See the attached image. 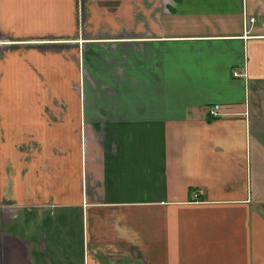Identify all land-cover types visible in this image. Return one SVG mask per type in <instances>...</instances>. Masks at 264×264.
<instances>
[{"label":"crops","instance_id":"crops-1","mask_svg":"<svg viewBox=\"0 0 264 264\" xmlns=\"http://www.w3.org/2000/svg\"><path fill=\"white\" fill-rule=\"evenodd\" d=\"M0 264H264V0H0Z\"/></svg>","mask_w":264,"mask_h":264},{"label":"built area","instance_id":"built-area-1","mask_svg":"<svg viewBox=\"0 0 264 264\" xmlns=\"http://www.w3.org/2000/svg\"><path fill=\"white\" fill-rule=\"evenodd\" d=\"M249 24H253L256 22V20L254 18H250L247 21ZM209 114L212 115L213 117H217L219 115V106L218 105H214L213 107H211L208 110Z\"/></svg>","mask_w":264,"mask_h":264},{"label":"rangeland","instance_id":"rangeland-1","mask_svg":"<svg viewBox=\"0 0 264 264\" xmlns=\"http://www.w3.org/2000/svg\"><path fill=\"white\" fill-rule=\"evenodd\" d=\"M213 107V106H212Z\"/></svg>","mask_w":264,"mask_h":264}]
</instances>
